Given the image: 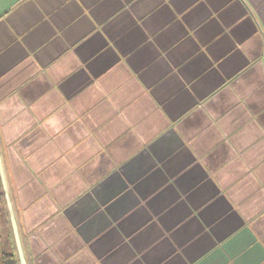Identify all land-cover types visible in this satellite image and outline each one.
I'll use <instances>...</instances> for the list:
<instances>
[{
	"label": "crops",
	"instance_id": "obj_1",
	"mask_svg": "<svg viewBox=\"0 0 264 264\" xmlns=\"http://www.w3.org/2000/svg\"><path fill=\"white\" fill-rule=\"evenodd\" d=\"M0 151L27 264H264V0H0Z\"/></svg>",
	"mask_w": 264,
	"mask_h": 264
},
{
	"label": "trees",
	"instance_id": "obj_2",
	"mask_svg": "<svg viewBox=\"0 0 264 264\" xmlns=\"http://www.w3.org/2000/svg\"><path fill=\"white\" fill-rule=\"evenodd\" d=\"M0 264H19L5 201L0 195Z\"/></svg>",
	"mask_w": 264,
	"mask_h": 264
},
{
	"label": "water",
	"instance_id": "obj_3",
	"mask_svg": "<svg viewBox=\"0 0 264 264\" xmlns=\"http://www.w3.org/2000/svg\"><path fill=\"white\" fill-rule=\"evenodd\" d=\"M0 181H1V186H2V190L4 194V200H5L6 210L8 213L10 227L12 230V235H13V239H14V243L16 247L18 261H19V264H27L24 250H23L21 235H20V231H19V227L17 223V218L15 215V210L13 207V203H12L9 188H8V182H7V177H6L5 170H4L1 151H0Z\"/></svg>",
	"mask_w": 264,
	"mask_h": 264
}]
</instances>
